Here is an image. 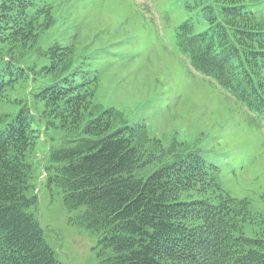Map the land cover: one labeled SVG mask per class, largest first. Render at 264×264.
Instances as JSON below:
<instances>
[{
    "label": "trees",
    "instance_id": "1",
    "mask_svg": "<svg viewBox=\"0 0 264 264\" xmlns=\"http://www.w3.org/2000/svg\"><path fill=\"white\" fill-rule=\"evenodd\" d=\"M57 1L84 2L0 0V99L16 91L38 109L15 100L13 114H0V264H61L28 194V156L48 126H81L83 137L51 151L47 184L75 213L69 222L96 236L106 264H264V212L224 194L202 157L138 174L155 156L136 127L107 132L115 111L96 114L98 76L74 61L89 58L88 48L47 31ZM247 1L180 0L176 11L187 16L174 45L196 72L264 117V19L247 12ZM41 38L51 44L37 49ZM245 224L255 226L251 237Z\"/></svg>",
    "mask_w": 264,
    "mask_h": 264
},
{
    "label": "rangeland",
    "instance_id": "2",
    "mask_svg": "<svg viewBox=\"0 0 264 264\" xmlns=\"http://www.w3.org/2000/svg\"><path fill=\"white\" fill-rule=\"evenodd\" d=\"M83 1H57L47 31H55L64 45L71 41L79 50L88 48L84 53L89 58L74 61L98 76L96 114L115 111L117 119L107 132L136 127L142 133L140 146L155 156L138 174L145 177L196 154L216 168L214 176L224 194L263 213L264 117L248 111L176 51L174 28L187 16L176 11L180 0ZM248 1L247 12L264 19V0ZM50 41L41 38L37 49ZM34 88L28 86L23 92ZM15 100L38 110L29 96L14 91L0 99V114H13L19 107ZM144 130L152 142L145 140ZM39 136L28 156L32 165L28 194L37 197L36 215L47 245L61 264H106L105 254H98L96 236L69 222L75 213L63 206L59 188L47 184L51 151L83 137L81 126H48ZM254 228L245 224L243 231L251 237Z\"/></svg>",
    "mask_w": 264,
    "mask_h": 264
}]
</instances>
